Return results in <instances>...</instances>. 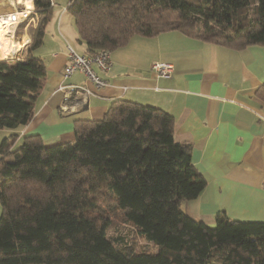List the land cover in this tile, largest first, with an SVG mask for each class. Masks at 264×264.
<instances>
[{"label": "trees", "instance_id": "16d2710c", "mask_svg": "<svg viewBox=\"0 0 264 264\" xmlns=\"http://www.w3.org/2000/svg\"><path fill=\"white\" fill-rule=\"evenodd\" d=\"M32 1L29 41L19 57L0 56V128L32 117L45 75L33 51L52 4ZM66 10L87 55L169 30L235 50L264 46V0H69ZM256 94L264 101V81ZM73 131L72 142L50 145L37 134L17 146L14 133L1 139L0 264H264V221L220 211L209 226L181 210L206 179L175 140L171 114L116 99ZM116 213L134 239L108 236Z\"/></svg>", "mask_w": 264, "mask_h": 264}, {"label": "crops", "instance_id": "0c3cea01", "mask_svg": "<svg viewBox=\"0 0 264 264\" xmlns=\"http://www.w3.org/2000/svg\"><path fill=\"white\" fill-rule=\"evenodd\" d=\"M9 2L16 5L0 0V14ZM52 2L43 42L33 53L45 64L33 115L0 130L1 139L14 133V146L29 134L48 145L72 142L76 119L101 118L116 99L153 105L173 116L175 140L190 145L191 162L206 179L195 198L181 200V210L208 225L220 211L234 220L264 221V101L256 94L264 81V46L235 50L177 30L135 36L110 52L108 68L94 64L107 83L95 87L82 72L63 75L66 43L81 54L85 45L66 10L69 0ZM15 33V40L27 37L19 57L30 39L27 25ZM154 63L168 66L169 75H160Z\"/></svg>", "mask_w": 264, "mask_h": 264}, {"label": "built area", "instance_id": "2783aa9c", "mask_svg": "<svg viewBox=\"0 0 264 264\" xmlns=\"http://www.w3.org/2000/svg\"><path fill=\"white\" fill-rule=\"evenodd\" d=\"M17 3V2H16ZM51 0V4H52ZM17 5V6H16ZM11 4V10L0 14V19H4L9 24H14L13 33H15L18 24L29 23L35 24V17L32 15L33 9H27L24 4ZM3 24V23H1ZM110 52L108 49H101L90 55L76 52L72 46L66 43L67 64L63 68V75L68 76L74 71H79L85 74L86 78L91 80L95 87L105 86L107 83L98 77L95 71L91 68V64H96L99 68L105 70L110 65ZM153 68L158 70L162 76L169 75V68L164 64L154 63ZM74 88H83L79 85H74Z\"/></svg>", "mask_w": 264, "mask_h": 264}, {"label": "bare ground", "instance_id": "6f19581e", "mask_svg": "<svg viewBox=\"0 0 264 264\" xmlns=\"http://www.w3.org/2000/svg\"><path fill=\"white\" fill-rule=\"evenodd\" d=\"M24 4L27 9L32 8L31 0H15ZM3 23V24H1ZM14 24L5 22L4 19H0V53L1 58H14L18 55V50L26 40V36L15 40L13 37L16 33H13Z\"/></svg>", "mask_w": 264, "mask_h": 264}, {"label": "rangeland", "instance_id": "374dc122", "mask_svg": "<svg viewBox=\"0 0 264 264\" xmlns=\"http://www.w3.org/2000/svg\"><path fill=\"white\" fill-rule=\"evenodd\" d=\"M17 3L21 4L20 2H17ZM11 4L12 3L9 2V4H8L9 9L7 11L11 10L10 9V8H12ZM18 35H20V34H15L16 37H18ZM36 52H37V49H35L33 51V53H36ZM93 66H94V63L91 64V68L92 69H93ZM0 130H3V128H0ZM0 140H1V137H0ZM209 226H213V225H209ZM134 233H135L134 229H132V227L130 225L126 224L123 221V217H122V215L120 213H116L115 215H112V223H111L109 229L107 230L108 236H111V235L114 236V235H117V234H121V235H125V236H127L129 238L134 239V237H135ZM138 243L142 245V244H144V241L143 240H138Z\"/></svg>", "mask_w": 264, "mask_h": 264}]
</instances>
